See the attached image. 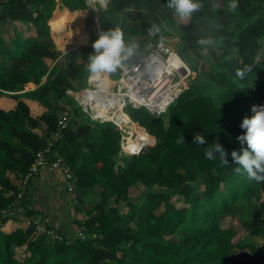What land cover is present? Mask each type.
Returning a JSON list of instances; mask_svg holds the SVG:
<instances>
[{
    "label": "trees",
    "instance_id": "1",
    "mask_svg": "<svg viewBox=\"0 0 264 264\" xmlns=\"http://www.w3.org/2000/svg\"><path fill=\"white\" fill-rule=\"evenodd\" d=\"M200 2L203 9L189 19L175 15L166 0L96 3L101 31L120 28L126 39L139 43L137 55L147 41L169 35L177 16L175 51L195 72L159 115L144 106L124 108L125 146L133 149L142 142L134 153L121 155L120 129L112 121L90 119L67 93L83 87L89 74L94 41L81 45L88 37L77 19L89 9L87 0H0V22L10 19L33 27L27 35L11 38L0 28V97L15 100L10 108L0 107V222L22 212L19 226L0 229V264H264L263 254L245 251H257L264 240V182L234 172L231 158V151L242 147L237 140L242 119L253 114V105H264V60L259 57L264 0H238L235 12L227 11L229 0ZM84 19L92 34L93 15ZM207 37L214 39L212 49L220 50V56H207L200 68L197 42ZM67 45L81 46L62 51ZM45 58L55 65L48 68ZM23 97L43 110L33 113ZM64 109L74 117L52 147L72 173L73 207L84 214L73 225L85 237L42 220L62 235L51 240L26 222L36 216L28 193L31 180L20 200L16 193ZM39 125H44L42 131ZM133 131L137 140L130 138ZM195 133L208 143H193ZM181 136L184 143L177 142ZM217 141L228 152V165L218 154L215 160L205 156ZM95 186L98 197L90 200ZM173 197L183 204H175ZM19 246L25 252L21 259L14 251Z\"/></svg>",
    "mask_w": 264,
    "mask_h": 264
},
{
    "label": "built area",
    "instance_id": "2",
    "mask_svg": "<svg viewBox=\"0 0 264 264\" xmlns=\"http://www.w3.org/2000/svg\"><path fill=\"white\" fill-rule=\"evenodd\" d=\"M91 32L96 36L101 32L96 20H94V23L91 25ZM172 54L179 58L183 69L178 70L175 67H172L170 72L167 71L166 67L168 59ZM133 59V62L130 64H128L129 61L125 62L124 66L119 69V77L117 80L104 78L102 75L100 76L103 80L107 79L113 81L112 85L106 84L108 81L103 85L97 84L98 79H93V76L89 73L86 79L88 86H85L82 91H76L74 97L77 105L89 116L90 119L100 122L112 121L120 129V151L129 154L134 153L138 147L136 146L133 149H129L125 146L127 137L125 136L126 131L124 127L116 120L98 115L97 110L104 107L109 109V111H113L115 108L110 105L108 100L112 94H116L118 100H121L120 107L122 110L126 105L133 107L144 106L150 113L159 115L165 111L168 105L179 95L184 87L180 88V82L185 77V74L190 72L189 66L182 60L176 51L161 39L146 43L145 50ZM176 75H178L179 80L173 82V78ZM157 77L158 81H155ZM160 77L163 78L161 83H159ZM148 82H154V87L148 89L143 88ZM158 83L159 85L156 86L155 84ZM167 87H169L168 90H170L171 94L167 103L159 110H153L147 104L142 103L139 99L143 95L152 97L154 94L166 90ZM69 120L70 114L68 110L64 109L58 113L56 120L57 129L44 136V145L36 150L32 162L19 183L18 191L16 193L17 199L20 200L22 198L25 188L37 173L39 167L47 163L52 168L62 173L66 180V189L72 191V173L69 165L62 160L56 150L52 147L53 141L59 136L61 129L69 124ZM135 137L136 133L133 132L130 135V138L134 140ZM26 222H32L35 226L36 232L45 233L51 240L61 239L62 235L59 232H56L53 228L47 227L40 218L35 217L32 219H26ZM77 235L80 238L85 237V234L82 231H78ZM93 236L94 235H92V237Z\"/></svg>",
    "mask_w": 264,
    "mask_h": 264
},
{
    "label": "clouds",
    "instance_id": "3",
    "mask_svg": "<svg viewBox=\"0 0 264 264\" xmlns=\"http://www.w3.org/2000/svg\"><path fill=\"white\" fill-rule=\"evenodd\" d=\"M166 6L182 19L191 18L204 7L200 0H166ZM237 8L238 0H229L227 11L235 12ZM197 43L205 48L215 46L211 37L201 38ZM92 48L93 52L88 55L87 70L91 76L100 77L121 69L126 61L137 55L140 45L134 38L126 39L122 30L115 28L98 33ZM247 70L251 71V68ZM237 75L242 73L238 70ZM251 112L253 114L244 117L240 124L243 133L237 136V140L242 147L239 151L232 150L231 158L237 165L234 172L246 174L250 181L261 183L264 182V105H253ZM177 142L184 143L185 138L181 136ZM192 142L202 146L208 143L200 133L194 134ZM216 154L222 165L229 164L228 152L218 141L205 149V156L209 160H215Z\"/></svg>",
    "mask_w": 264,
    "mask_h": 264
},
{
    "label": "crops",
    "instance_id": "4",
    "mask_svg": "<svg viewBox=\"0 0 264 264\" xmlns=\"http://www.w3.org/2000/svg\"><path fill=\"white\" fill-rule=\"evenodd\" d=\"M8 26H12L14 29L13 34L7 33L6 28ZM0 28L9 38L19 34L25 36L33 29L31 24H22L10 19L2 20L0 22ZM76 46L67 45L62 51L75 48ZM51 61V59L45 58L46 64H49ZM76 91H79V89L67 90V93L74 99ZM22 99L29 105L33 113L39 114L43 110L35 100L26 97ZM14 103L15 100L10 97H0L1 108H10ZM39 129L42 131L44 125H39ZM28 193L30 206L35 212V217L40 218L47 224L67 234L75 232L73 229V220L75 218L82 219L84 214L74 210L73 193L66 189V180L60 171L52 168L48 163L40 166L30 181ZM14 215L5 223L0 222V229L3 232H9L12 227L20 225L21 210L18 209V212H14Z\"/></svg>",
    "mask_w": 264,
    "mask_h": 264
},
{
    "label": "rangeland",
    "instance_id": "5",
    "mask_svg": "<svg viewBox=\"0 0 264 264\" xmlns=\"http://www.w3.org/2000/svg\"><path fill=\"white\" fill-rule=\"evenodd\" d=\"M87 2H88V4H89V9L88 10H85V13H84V16H83V20H84V27L82 28V33H84V35H86L87 37H88V42L87 43H85V44H81V45H86V44H89L90 42H92V41H95V39L97 38V36L95 35V34H91V33H89V31H88V28H87V25H86V23H85V16L87 15V14H92L93 15V17L95 16V7H96V3H98L101 7H104L105 5H106V2H107V0H87ZM176 23H175V25L171 28V33L169 34V35H165V36H162V37H159L158 39H161V40H164L168 45H170L174 50H176L175 49V47H176V42H177V40H178V38H177V27L179 26V19H178V17L176 16ZM94 20H95V17H94ZM73 28H75V24H76V20L74 19V21H73ZM6 31H7V33L8 34H13V31H14V29L12 28V26H8L7 28H6ZM25 32H26V30H25ZM50 37H51V33H50ZM51 40H52V37H51ZM151 41V40H150ZM52 42H53V40H52ZM149 41H147V43H148ZM54 43V42H53ZM54 45H56L55 43H54ZM81 45H77L76 47H78V46H81ZM57 47V46H56ZM75 47V48H76ZM62 50V49H61ZM198 50H199V53H200V55H201V57L199 58V67L200 68H203L202 66H203V62L205 61V59H206V57L207 56H209V55H214V56H216V57H219L220 55V50H213L212 49V47H210V48H205L204 46H201V45H199V47H198ZM259 57L261 58V59H263L264 60V37L261 39V51H260V54H259ZM49 61V60H48ZM55 65V62H50L49 64H47V66H48V68L49 67H52V66H54ZM182 73V72H181ZM194 75H195V72L193 71V70H191L190 69V72L187 74H185V77L182 79V81L180 82V88H182L184 85H186L187 83H188V81H189V79L190 78H192V77H194ZM118 77H119V75H117V76H115V77H110L112 80H117L118 79ZM179 80V77H178V75H176L174 78H173V82H176V81H178ZM161 82V81H160ZM85 86H88V83H85L84 84V86L83 87H81L79 90L80 91H82L83 90V88L85 87ZM127 106V105H126ZM125 106V107H126ZM124 107V108H125ZM123 111H124V109H123ZM125 112V111H124ZM69 114H70V121L71 120H73V117H74V113L72 112V111H70L69 112ZM134 133H135V131H133ZM138 139V135H137V133H136V137H135V139L134 140H137ZM141 142H142V140H139L138 142H137V144H138V146L137 147H140V145H141ZM119 154H121V155H130L129 153H127V152H124V151H120V153ZM193 185H194V187L197 189V190H201L202 189V184H199V183H193ZM98 191H99V187L98 186H95L94 187V191L89 195V198H90V200H96L97 199V197H98ZM73 200V199H72ZM172 201L175 203V204H177V205H181V204H183V202H182V199L180 198V197H173L172 198ZM73 206H74V203H73ZM126 210V207H122V211H125ZM73 229L78 233V229L73 225ZM76 233V234H77ZM78 236V235H77ZM14 251H15V255H16V257L17 258H23L24 256H25V252H24V247H15V249H14ZM245 251H247L248 252V254H250V253H254V254H263L264 255V242L262 241V242H260L259 243V245H258V249H257V251H255V252H253V250H251V249H249V248H246L245 249ZM247 252H245V253H247ZM255 255V256H256ZM254 256V257H255Z\"/></svg>",
    "mask_w": 264,
    "mask_h": 264
},
{
    "label": "bare ground",
    "instance_id": "6",
    "mask_svg": "<svg viewBox=\"0 0 264 264\" xmlns=\"http://www.w3.org/2000/svg\"><path fill=\"white\" fill-rule=\"evenodd\" d=\"M77 19L80 22V24L82 26H84L83 18L81 16V14H77ZM172 67H175L178 70L183 69L182 63H180L179 58L173 54L168 59V64L166 67L167 71L170 72ZM95 78H97V77H95ZM98 78H100L101 82L109 81L107 79L103 80V78H101V77H98ZM93 79H94V77H93ZM159 79H160L159 83H161L163 78L160 77ZM155 81H158V77L155 79ZM159 83L155 84V85L157 86V85H159ZM97 84H99V83H97ZM106 84L110 85L108 82H106ZM152 87H154V82H148L146 85L143 86V88H145V89L152 88ZM168 88L169 87H167V89L164 91H161V92L154 94L152 97H147L146 95H143L139 99L142 103L147 104L153 110L154 109L159 110V109H161V107H163L167 103V101L169 99L171 92H170V90H168ZM108 101L110 102V105L112 107L114 106L115 109L113 111H109V109L101 107L97 110L98 115L103 116L105 118H110V119L116 120L120 124L123 123L126 120L127 115H126V112H124L120 107L121 106V100H118V98L116 97V94H112Z\"/></svg>",
    "mask_w": 264,
    "mask_h": 264
},
{
    "label": "water",
    "instance_id": "7",
    "mask_svg": "<svg viewBox=\"0 0 264 264\" xmlns=\"http://www.w3.org/2000/svg\"><path fill=\"white\" fill-rule=\"evenodd\" d=\"M95 17V20H96V16H94ZM133 60L134 59H131L129 62H128V64H130L131 62H133Z\"/></svg>",
    "mask_w": 264,
    "mask_h": 264
}]
</instances>
